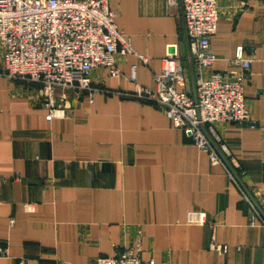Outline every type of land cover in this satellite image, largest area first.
<instances>
[{
	"label": "crops",
	"instance_id": "0c3cea01",
	"mask_svg": "<svg viewBox=\"0 0 264 264\" xmlns=\"http://www.w3.org/2000/svg\"><path fill=\"white\" fill-rule=\"evenodd\" d=\"M218 6L211 38L217 59L205 73L239 69L242 48L252 59L244 94L256 123H225L218 131L264 211V0ZM111 8L147 61L118 53L121 77L95 69L94 83L104 90L92 101L59 91L62 117L46 119L37 84L3 73L0 50V246L9 251L0 264H96L123 251L156 264H264V227L239 183L173 127L161 106L126 96L136 88L132 66L137 83L154 88L166 49L176 43L186 74L176 87L193 95L181 0L172 7L167 0H112ZM192 211L206 223L188 222ZM215 242L228 251L218 253Z\"/></svg>",
	"mask_w": 264,
	"mask_h": 264
},
{
	"label": "built area",
	"instance_id": "2783aa9c",
	"mask_svg": "<svg viewBox=\"0 0 264 264\" xmlns=\"http://www.w3.org/2000/svg\"><path fill=\"white\" fill-rule=\"evenodd\" d=\"M111 1L0 0L3 73L39 86L40 98L49 110L47 120L64 115V105L57 101L59 91L87 93L92 101L94 92L104 90L94 83L92 72L95 69L103 68L110 76L121 77L118 53L136 54L141 61H147L144 55L135 52L130 40L118 28ZM167 2L170 7L177 4V0ZM182 3L195 66L197 99L176 87V83L186 79L177 43L167 47L161 72L153 77L154 88L137 83V65L132 66L129 80L136 88L126 96L161 106L172 126L182 129L197 147L209 153L213 163L221 164L238 184L213 143L232 163L235 156L219 133L218 126L245 122L251 127L256 125L244 94L252 59L245 58L243 49L239 48L236 54L239 69L206 74L205 71L217 59L211 48V38L218 29V0H182ZM247 200L264 227V218L250 199ZM25 209L33 211L34 205L26 203ZM13 222L14 219H11V224ZM188 222L204 225L205 214L192 211ZM212 247L220 254L229 249L228 245L216 242ZM8 256V249L0 246V257ZM57 264L68 263L58 261ZM96 264L156 263L154 259H142L131 251H123L114 256H100Z\"/></svg>",
	"mask_w": 264,
	"mask_h": 264
},
{
	"label": "water",
	"instance_id": "95a60500",
	"mask_svg": "<svg viewBox=\"0 0 264 264\" xmlns=\"http://www.w3.org/2000/svg\"><path fill=\"white\" fill-rule=\"evenodd\" d=\"M182 3V0H181ZM183 5V3H182ZM183 24L185 27V31H186V46H187V50H188V59L190 62V68H191V75H192V83H193V96L195 99H197V93H196V79H195V74H194V69H193V59L191 56V52H190V48H189V40H188V36H187V30H186V25H185V19H184V9H183ZM213 143V142H212ZM214 147L216 148L217 152L219 153V155L221 156V158L224 160V162L226 163V165L228 166L229 170L231 171V173L233 174V176L235 177V179L237 180V182L239 183V185L241 186V188L243 189L244 193L246 194V196L250 199V201L254 204V206L256 207V209L259 211V213L261 214V216L264 218V211L262 210V208L259 206V204L256 202L255 198L253 197V195L250 193V191L248 190V188L245 186V184L242 182L241 178L239 177L237 171L233 168L232 164L225 158V156L220 152V150L216 147V145L213 143Z\"/></svg>",
	"mask_w": 264,
	"mask_h": 264
}]
</instances>
